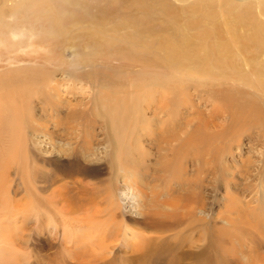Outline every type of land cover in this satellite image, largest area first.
I'll return each instance as SVG.
<instances>
[{"label": "rangeland", "instance_id": "374dc122", "mask_svg": "<svg viewBox=\"0 0 264 264\" xmlns=\"http://www.w3.org/2000/svg\"><path fill=\"white\" fill-rule=\"evenodd\" d=\"M263 25L264 0H0V112L19 101L32 117L26 119L29 125L20 121V161L0 171V264L73 263L63 245L64 231L56 235L52 227L49 233L45 225L38 228L33 189L46 203L43 197L66 183L77 207L83 200L87 203L82 197L89 192L93 198L106 197L115 189L112 164L117 153L124 152L118 128L129 133L133 126L139 144L129 155V171L143 177L156 193H174L180 206L174 217L181 225L153 236L163 237L171 253L152 264H205L201 257L209 256L219 264H264V78L259 85L247 81L258 71V57L264 52L259 42ZM206 38L208 46L231 40L257 42L239 52L243 57L234 60V67L221 61L218 69L206 71L195 58L203 52ZM47 82L52 90L44 91ZM173 97L187 103L171 122L168 112L158 113L156 100ZM207 97L226 102V121L214 115L215 104ZM246 103L252 106L249 111L243 107ZM138 113L140 121L135 118ZM230 115H242L243 123L210 176L196 175L189 162L177 157L192 152L189 147L176 148L162 161L156 150L144 158L148 122L147 128L191 131L190 123L200 116L223 129L231 124ZM34 135L49 153L37 145ZM67 144L73 151L59 157ZM105 148H110V161L102 155ZM81 149L88 151L85 155L101 153L100 173L84 174ZM217 171L220 178L213 177ZM196 178L204 179L203 188L192 185V195L183 193L181 184ZM74 180L79 185H73ZM197 208H204L209 217L200 216ZM126 221L136 234L144 228L143 218ZM204 250L206 256L201 254ZM123 251L124 245L116 248L119 255ZM141 256L138 264H144V252ZM119 260L118 264L127 262Z\"/></svg>", "mask_w": 264, "mask_h": 264}, {"label": "bare ground", "instance_id": "6f19581e", "mask_svg": "<svg viewBox=\"0 0 264 264\" xmlns=\"http://www.w3.org/2000/svg\"><path fill=\"white\" fill-rule=\"evenodd\" d=\"M207 40H208L207 38L204 39L203 52L199 53L196 57L194 56L198 61V63L200 64V66H202V68L206 71L210 69H218L217 65L221 66L222 65L221 61L227 62L231 67H234L235 66L234 60H236L238 56H242L241 54H239V52L243 49L251 48L249 42L256 41V39H250L239 44L231 40L228 42L227 41L223 43L221 42L219 45L208 46ZM259 42L261 44L262 51H264V25L262 32L259 35ZM174 58L176 59L175 56ZM258 58L260 59L258 71L251 74L254 75L252 78H248V80L247 79L246 80L248 82H256L259 85V82L264 78V52ZM244 59L247 60L248 58L244 57ZM251 79L254 81H251ZM50 86L51 83L47 82L44 85L43 90L46 91ZM257 88L259 89V87ZM198 97L202 98L204 96H198ZM208 97L206 99L207 102L216 105V107L214 105V109L216 110V112H214V115H217L218 118L223 117V121H226L229 116V106L225 104L226 102H223L218 99L209 98L211 100L210 101ZM247 97L251 98L250 96ZM44 99L47 100V96H44ZM161 100L159 101L156 100L160 104V107H158L159 108L158 113L160 111L168 112L169 116L172 119L171 122H173L176 119L179 108L186 105L187 103L186 99L183 102H181L182 99H179L177 97H173V99L168 102H165L166 101L165 99H164L165 101L163 99ZM43 102L46 103V101ZM250 106H251L250 104L246 103L244 104L243 107L245 111L246 110L249 111L248 108ZM241 109L242 107L240 108V111ZM200 114L202 115V113ZM140 115L139 113L138 115H135L137 121L142 120V116ZM29 116L30 115L27 106H25L24 104L19 106V101H16L14 104L10 106L8 105L4 106L2 112H0V134L2 135L0 139V171L5 168H11L9 164L13 165L20 161L21 146L23 145L21 142L22 139L19 137L21 135L20 134L18 135V131L21 130V128H19L20 121L22 122V126H23L24 123L28 122L26 119H28L27 117ZM200 116L197 118L198 122H196L195 124L190 123L189 126L192 129L191 131L182 130L181 132V130H179V132H177L175 128L171 129V126L170 128H166L163 130H157L150 127L147 128V126L149 125L148 122V124L144 128V143H146L145 141H147L148 143L147 145L148 147L144 150V158L145 159L148 158V156H150L153 153V150L154 151L156 150V152L158 151V153L161 155V157H157V160L162 161V159H165L166 156L169 155L171 156V154L174 151H177L175 150L176 148L181 149L180 151H182V149L189 147L192 148V152L186 151L184 153H177V157L179 159H184L186 163L189 162L190 166L196 170V175L204 174L205 176H210L211 167L221 163L224 156L228 152L227 144L235 140V137L237 136L238 127L243 123L242 122L243 117H241L242 115L240 116V118L230 115L231 124H228L226 128L218 129L217 127H214L212 123H209V121H202L200 119ZM29 118L30 120H32V117ZM147 120H148L147 115L146 113H144V123H146ZM167 123L171 124L170 122ZM26 124L29 125L28 123ZM118 129L120 130V135L122 134L123 136V142L121 141L120 145H122V148H124V152L117 153V156H119V158H117L115 163L112 164L115 170V189L114 190L110 189V193H108L106 197L97 196L94 197L95 200H93L94 198L92 197V195L90 196V192H89V195L82 197L88 200L87 203L83 200V203H80V205L77 204L78 205L77 207L74 206L72 202L73 196L71 197V193L68 190L69 187L66 183L63 189H60V187H58L57 189L58 191L55 192L50 191L51 192L50 195H48L47 197H43V199L47 200L46 203L45 201L44 203H42L40 199L36 197L37 189L36 190L33 189L34 192L31 199L33 200L34 207L32 208L35 209L34 212L36 213V216L34 217H36L35 220L38 224V228L39 227L41 228V226L45 225L47 227L46 233H49L52 227L53 233L55 232L56 235L59 233V230L64 231V239L62 238V240H64L65 243L63 245H65L64 248L68 251V259L73 262L72 264H118L120 258L125 259L124 261H127L126 264L128 263L138 264L139 261L137 262V260H140L143 252H144V259H143L144 264H152V262H157V263L161 262V260H164L165 257L168 256L169 253H171V249L167 253V250L170 247L168 246V242L167 243L161 242L164 240L163 237H153V236H159V235L163 236V234H165V232H168V230L179 227L181 225L179 222L180 220H178L177 217H174L175 214L178 213L180 209L179 201L177 199L178 197L174 198L173 196L174 193L171 194L169 190H165V193L161 192V194L156 193V191L152 189L148 184L146 185V181L144 180L143 177L130 172L127 167L128 163L130 162L129 155L133 154V151L131 152V150L132 149L134 150V146L139 144L138 130L136 129L135 126L130 127L129 133H126L128 132V130H126V132H123L120 128ZM83 132L84 130L81 132V134ZM34 137L38 139L37 141L35 140L37 145H39L41 149L46 152V154L49 153V150L45 148V146H43L44 141H40L41 139L38 137V135L37 136L34 135ZM62 145L64 146V144ZM57 148L58 147H56V149ZM72 151L73 150L71 144H67L65 150H63L62 152L58 151L57 155L59 157L60 154L69 155L71 154ZM109 151L110 148L108 149L105 148L102 155L103 156L105 155L107 159L110 161ZM82 152H83L82 158L86 165L83 168L84 174H88L91 171L100 173L102 171V166L99 163H97V160H99L98 159L99 154L101 153L97 154L98 155L97 157L93 153L91 155L90 154L85 155V153L88 152L85 149L82 150ZM104 159L106 160V162H108V160L105 157ZM145 159H144V163H145ZM182 167L183 170L186 171V167L184 166V163H182ZM171 168L168 167L166 169V172L167 173L171 172ZM213 177H219L218 171L217 174L216 172L214 173ZM197 178L194 181L187 180L186 182L181 184L180 187H182V189L185 190V192L183 193L192 195L195 188L191 186L192 185H194L195 187L197 185L199 187L201 186L200 182L201 181L204 182V179L199 181L198 180L199 178L198 179ZM120 181L122 183L121 185H120ZM216 183L218 184L217 178H216ZM73 185L75 186L79 185L78 181L74 180ZM201 188H203V186H201ZM2 197L4 196L2 195ZM98 200L100 201V203H98ZM110 200L112 201L111 203ZM108 204H110L111 206L110 205L108 206ZM99 206L104 207L105 209H109V212L104 210H98L97 208H99ZM197 209L199 210L200 216H204V218L209 217V213H207L204 210V208H197ZM231 209L234 210L233 207H231ZM120 211H122V213ZM186 211H188L187 208ZM54 215H58V218L56 217L55 219V217H53ZM121 215L124 219H121ZM189 215L191 216L190 213ZM237 216L240 218L239 214H237ZM128 217H133V219L143 218L144 231L143 230L139 231L141 233L136 234L132 231L131 227L129 226L126 227V222H127L126 220ZM224 223L226 225L229 224V220L224 219ZM67 245L70 246L73 245L75 250H73V247H69ZM123 245L125 247V252L123 251L124 255H119L118 254L119 252L118 253L116 252V248ZM206 251L207 250H204L203 252H201V254L205 255ZM201 261H204L205 264H219L218 262L220 260H217L218 261L217 262L214 260V258L209 256L207 258L201 257ZM171 264H177V263L172 262Z\"/></svg>", "mask_w": 264, "mask_h": 264}]
</instances>
